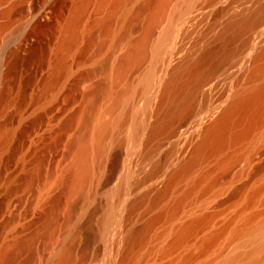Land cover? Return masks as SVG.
<instances>
[{"label": "rangeland", "instance_id": "obj_1", "mask_svg": "<svg viewBox=\"0 0 264 264\" xmlns=\"http://www.w3.org/2000/svg\"><path fill=\"white\" fill-rule=\"evenodd\" d=\"M62 1L57 2L54 6L58 20H62L67 12L68 3ZM140 1L142 0H133L130 3V13L137 8ZM193 1L189 4V10L187 5H183L182 0H173L164 19L156 26L151 38L152 42L150 41V52L152 47L155 48L154 45L157 44V39L163 34L167 25L169 26L172 23V26L174 24L169 37L165 40L164 47L162 46L161 50L163 52L159 54L160 60L152 64L153 61L148 59L149 62L146 60L145 63L134 65L130 68L131 70L129 69V89L132 85L134 89H130L132 93L130 91L127 93L125 101L133 106V114L130 116L129 122L127 120L125 124L127 127L124 126L121 131L110 136L105 141L101 157L98 159L99 164L97 165V162V166L93 168L92 177L90 178L91 182L89 181V185L87 184L89 187H86L84 196L67 194L66 191H63V187H55L57 189L53 191L54 195L52 194L53 198H51L53 200L48 202L51 204H47V208L45 207V210H42L43 212L41 210L34 211V206L32 205H34L33 203L43 185L38 178H35L33 189L28 192L26 190L20 192V195L12 203L14 205L11 204L7 208L6 204L9 201V195L7 196L5 191L3 192L2 186L4 179L11 174L12 169H10L11 171L9 170L5 173L0 183V235L7 228L5 220L8 217H13L14 213L19 210L28 211L29 215L33 213L37 218L35 229L41 231L42 227L45 226L47 231L50 230L48 232V234L50 233V239H55L51 241L53 244L49 242L50 246L53 247L55 245V248L50 247L51 249L41 246L42 239H37L34 243L36 255L39 253L38 251H40L41 255L42 249L44 251L48 249L53 255L59 247H69L76 236L78 239L90 241V255L84 264H123L130 235L144 229L145 223L157 217L156 215L159 213L161 217L165 214V218L163 215V218L157 224H154L153 229L151 228L148 232L149 237L147 236L144 246L137 247L133 256L124 264H181L183 259L190 254L194 255H191L194 258L188 263L185 262L186 264H264V189L254 198L253 203L251 202L252 204L249 203L252 194L260 189L262 185L264 186V126L255 130L251 137L242 142H236L235 144V142L229 141L222 150L216 153L208 152L209 155L207 157L209 159L206 157L200 161L188 177L177 179L167 196L160 197L157 195V193L159 194L162 191L174 171L180 168L181 162L195 155L196 147L206 135V126L210 121L218 117L221 110L230 103L233 96L237 92L240 93V91L242 92L250 87L264 84V79L262 81H252L251 77H249L250 73H248L264 64V56L255 58L257 52L259 53L264 48V22L237 37V39L233 40L235 42L232 41L233 44L230 42L232 45L230 43L225 45L224 38V35L229 31H226L227 27L229 28V23H234L237 20L236 23L239 24L250 19L260 11V7L264 5V0ZM49 2L50 0H0V70L2 61L4 62V59L6 60L9 57V53L15 47L21 32L26 31L29 27L30 17L40 14ZM263 8L264 6L261 10ZM176 12L179 14H176ZM104 13L105 11L98 7L96 0L91 2L82 17L84 29L91 25L93 32L99 33L102 31L103 23H95V20L103 19ZM245 16L246 18H244ZM145 17L142 15L136 20L126 23V25L119 21L120 18H115L114 27H116V33H118L113 41L116 39L119 42L117 47H115V57L124 54L131 43L139 38L141 34L140 27L144 24ZM51 27V24L46 22L37 24L33 32L35 35L33 49L26 65L18 70L15 75L7 76V78L0 75V90H3L1 91L3 94L0 99V105H2L0 110H3H1L3 113L0 112V115L2 113V116H0V133L5 131L4 134H0H3L0 138H5L13 130H19L14 140L15 143L13 142L11 147L15 146L16 148L17 146L22 149L34 134L36 125L39 122L38 125L41 129L40 133L44 136V143L49 144H45L49 149L47 148L44 151L46 158L41 160L48 163L53 162V164H50L54 165L58 160L57 157H62L61 154L65 150L63 139L71 131L68 130V133L66 131L67 134L64 131L67 128L58 131L55 127L56 122L58 119L62 120L66 119L68 115L69 117L71 116V110L78 106L81 101L80 98H83L82 93L89 88L88 86L93 81L94 83L103 84V80L100 77L92 82L79 79L78 77L73 79L80 73L83 74L101 66L91 62L92 49L90 46L85 48V45H83L84 49L81 53V59L79 56V59L77 58L78 61L81 60L79 63L83 65L80 66L83 69L79 67L77 71V67H75L76 69L72 68L75 64H73L74 59L71 58L68 71L72 68L78 73L76 74L71 70L72 73L69 71L70 74L68 75L69 72L67 71V77L63 81L55 82L56 80H53V77L49 74V70L51 71V59H48L50 55L48 56L49 50H47L49 46L53 45L54 31ZM128 28L130 31L129 37L127 40L120 42L118 34L125 33ZM21 29L22 31L19 32ZM233 30L235 29L231 31ZM173 38L174 40H172ZM209 49H212L211 52L213 51L210 58L202 57L204 51ZM218 49L221 51L219 52ZM226 49L230 50L232 54L231 58L227 59L229 61H224L223 67L221 64L218 68L216 67L213 79L203 85L199 91H196L194 86L196 85L195 80L198 79L197 77L201 73L203 75L210 67L216 64L215 62L218 63ZM195 61L197 64L191 66L195 64ZM204 63L206 64L205 68L203 67ZM152 66L155 67L152 69ZM193 69L201 70V73L196 76L197 79L194 78V80L190 79L187 72L189 70L191 72ZM149 71H151L152 77L150 79L151 84L145 88L141 82ZM186 73L188 76H186ZM183 75L186 77H183ZM45 78H48V82ZM76 79L79 81H76ZM173 79L178 80H176L177 85L175 84L173 93L166 97L168 99L164 103L162 101L164 98L163 91L166 84L174 81ZM52 80L54 82L49 83ZM192 80L195 83L191 82ZM121 83L119 81L115 83V91L120 92L127 88H125V83ZM46 84L48 85L46 86ZM141 84L143 88L140 87ZM152 85L154 86L152 87ZM178 88L180 90H177ZM134 90L136 91L134 92ZM175 91L176 93H174ZM20 94L25 95V106L21 108L17 102L10 104L14 105L13 107L10 106L9 101L11 99H19ZM43 98L45 99L43 100ZM177 98L180 101H177ZM101 100L103 101L101 105H103L106 103L107 98L102 97ZM160 101L162 102L160 103ZM182 101L190 102L189 104L187 103L188 107L190 106L189 115L174 125L172 135H169V131L167 133L164 131L158 134L160 136L157 134L155 136L154 129L170 117L169 114H166L168 106L175 105L178 110V106ZM134 102L135 105L132 104ZM176 102L177 104H175ZM5 103L8 104L5 105ZM169 103L172 104L170 105ZM3 105H5L4 109ZM43 106H49L51 108H49L50 111L48 109L42 111ZM211 115L213 118L209 119L208 116L212 117ZM36 117L35 121H38L37 123L34 121ZM205 119H209V122L202 123ZM240 128L242 127L239 125H233L231 132L236 133ZM56 136L61 137L57 139ZM59 138L61 139L59 140ZM48 160L51 161L49 162ZM155 163L157 164L155 165ZM37 164L38 162H33L30 170L36 169ZM160 164L163 167H160ZM157 168H161L159 169L160 171ZM155 172H157L156 176L153 174ZM203 175H208L204 183L194 191L190 198L185 200L181 211L175 216L174 220L169 222L168 218L171 215L170 211L174 202L181 198ZM148 177L150 178L149 180L147 179ZM216 179L219 181L214 185L212 182ZM209 185L214 186H211L210 191H204L205 187ZM243 185L246 190L243 189L234 199L226 200L234 191L242 188L241 186ZM21 196L23 197L22 200ZM158 196L160 198L158 203L152 206L153 198ZM224 200L226 202L222 204L221 202ZM69 204L76 205L70 218L68 217ZM2 210L4 211L3 213ZM212 213L215 214H213L214 217L201 225L196 233L191 235L182 246L172 250V252L170 250L168 254L165 253L172 240L174 228L190 221L196 215ZM253 216H256L257 220L250 226L251 231L239 235V231L246 226L248 219ZM2 222L6 223L2 224ZM211 234H218L219 238L206 251L201 252V244L209 239ZM126 240L128 241L126 242ZM44 251L42 256L45 260H49V257L53 258L47 250ZM26 257L27 254H22L19 261H24ZM232 258H234L233 261L227 262ZM132 259L133 262L131 261ZM50 264L54 263L50 261Z\"/></svg>", "mask_w": 264, "mask_h": 264}, {"label": "bare ground", "instance_id": "obj_2", "mask_svg": "<svg viewBox=\"0 0 264 264\" xmlns=\"http://www.w3.org/2000/svg\"><path fill=\"white\" fill-rule=\"evenodd\" d=\"M59 1H61V0H50L49 4H47V6L44 8V10L40 14H37L35 16L32 14L33 17H30L31 18L30 21L27 20V21H29V25H28L29 27L27 28L26 31L21 32L22 29L19 31V32H21V34L19 35V38L16 42L15 47L10 51L9 57L6 58V60L4 59V62L2 61L1 70H0L1 77L6 76V78H7V76L9 77V76L15 75V73L18 70L22 69L26 65L27 59H28V57H29V55L33 49V45H34V36H35L33 33L34 28L37 26V24H39L41 22H46L48 24H51V26H52L51 28L54 31V35H53V37H54L53 42L54 43L52 42L53 45L49 46L48 47L49 49H47V50H49L48 56L49 55L50 56L49 57L46 56V57H48V59L49 58L51 59V71L49 70V72H50L49 74H51V76L53 77V80H56L55 82L63 81V79L65 77H67L66 73H68L71 70L74 71L72 68L77 67V71H78L79 67L82 65L79 63V62H81V60L78 61V59H79L78 56L81 59V53H82V50L84 49V47L86 48L87 46H90L92 49L91 62L100 64L101 66H99L98 68H95L93 70H89L87 72H84L83 74L80 73V74H78V76L74 77L73 79L78 77L79 79H85L87 81L89 80L90 82H92L96 78L100 77L103 80V84L94 83V81H93V83L90 86H88L89 88H87L82 93L83 98H80V96H79L81 101L76 108H74L76 105L73 107L74 110H71L72 111V114H70L71 116L69 117V115H68L69 118L67 117L66 119L64 118L62 120L58 119V121L56 122L55 127L57 128L58 131L60 129H64V128L65 129L67 128L66 130H64L65 133H66V131H67V133L70 130L71 131L68 134L66 133L67 136L65 134L66 138L61 134L63 136V138H65V139L62 138L64 140L65 150L63 148L64 152L61 154L62 157H60V158L57 157L58 160L54 163V165L50 164V163L53 164V162H50L51 160H48L50 163H48L47 161L45 162L44 160H43L44 161L43 162L41 160V159L46 158L44 155L45 154L44 151L47 150L48 147H46V145H45L47 143H44V140H43L44 136L40 133L41 129L39 128V125H38L39 122L38 121H37L38 124L36 125L37 127L35 129L34 134L28 140L27 145L22 149H19L17 146H16V148H15V146L11 147L12 146L11 144H13L14 140L16 139V137L19 133V130H17V131L13 130V132L8 133L5 136V138H0V183H1L2 179L4 178L5 173L7 171H9L10 169H12V171L10 170L11 174H9V176H7V178L4 179L5 181H4L3 186H2L3 187L2 189H4L3 192L5 191L7 193V196L9 195L8 196L9 201L6 204L7 208H9L11 206V204L13 203L14 199L16 197H18V195H20V192H22L24 190H26L28 192L29 190L33 189V181L35 178H38V180L43 185L41 186V189L39 190V193H38L39 195L37 196L36 200L33 203L34 205H32V206H34V208H33L34 211H40L41 210V212H43L42 210H45V207L47 208V204H51L48 202H50V200H53L51 198H53L52 194H53L55 187H59V186L63 187L64 188L63 191H66L67 194H74V195L78 194V196L80 195L81 197L84 196V194L86 192V187H89V186H87V184L89 183L90 178L92 177L91 175L93 173V168H94V166H97L99 164L98 159H99V157H101V153L104 149L105 141L110 136H113L115 133L121 131L123 129V127L125 126L127 120L129 122V118L133 114L132 113V111H134V110H132L133 106L131 105V103H127L125 101V99H126L125 96H127V93L129 91L131 92L130 89H134V87L132 88V86H133L132 84H131L132 85L131 88L129 89V79H128L129 73L128 72L131 70L130 68L134 65L137 66V65L143 64V63H145L146 60L148 61V59L149 60L151 59L153 61L152 64L155 63V61L160 60L159 54H161L160 52H163L161 50L162 46L164 45L166 38L169 37L172 26L174 25L173 24L171 26L172 23L169 26L167 25V28L164 29L165 31L163 32V34L160 35L159 39H157L158 42L156 41L157 44L155 43L156 44V45H154L155 48L152 47L151 52H150V50H149L150 41L152 42L151 38L154 34L155 28L158 25V23H160V21L164 19L166 12H168L167 10H168V8H169V6L173 0H142V1H140L139 5L137 6V8L132 13H130L129 5L133 0H96L98 7L105 11V13H104L105 16L103 17V19L95 20V23H97V22L103 23L102 25H104L102 31H100L99 33L93 32L91 25L85 27V29H84V26L82 24V17L84 15V12L86 11L89 4L91 2H93L94 0H63V1H65V3H68V6L66 7L67 12L65 13L64 18L62 20L59 19L60 21L57 19L58 15L56 16L55 9H54V6ZM192 1L193 0H182L183 5H187V7H189V10H190L189 4ZM174 7H176V6H174ZM179 7H178V9L180 10ZM262 7H260V9H259L260 11L256 15H253V17H251L250 19H248L244 22L239 23L240 22L239 21L238 22L239 24H237L236 23L237 20H236L234 23L233 22L229 23L230 24L229 28L227 27V30H226V31H228V30L229 31L224 35L225 45H227V43H230V42L232 43L233 40L237 39V37H239L243 33L245 34L246 31H249L250 29L256 28L261 23L264 22V8L261 10ZM183 8H184V6H183ZM179 13L176 12V14H179ZM186 13H187V11H186ZM142 15H144L146 17H145L144 24H142V26L140 27L141 34H140L139 38L131 43L129 49L124 54L115 57V54H116L115 53V47H117L119 42H118V40L116 41V39H115V41H113V39L115 37H117L116 34L118 33V32L116 33V29H115L116 27H114V20H116L118 17V18H120L119 21L125 23V25H126V23H129L134 19L136 20L137 18H139ZM239 15H242V14H239ZM246 15H247V13H246ZM248 16H250V15L248 14ZM244 18H246V16ZM176 19L178 20L177 17H176ZM179 25H178V27H179ZM232 29H235V30L231 31ZM230 31H231V34L229 35ZM129 33H130V31L128 28V31H126L125 33L118 34L119 35L118 39L120 40V42L124 41L125 39L127 40V38L129 37ZM157 38H158V36H157ZM222 38H223V36H222ZM172 40H174V38ZM172 40H171V42H172ZM233 42H235V41H233ZM223 44L224 43H222V45ZM230 44H229V46H230ZM83 45H85V46L83 47ZM225 45H223V46H225ZM170 48H172V47L170 46ZM215 48H216V46H215ZM220 49H222V48H220ZM220 49H218L219 52L221 51ZM230 49H232V48H230ZM209 50L204 51V53L202 52L203 53L202 57L210 58L213 51L211 52V50L210 51ZM165 51H167V50H165ZM47 53H48V51H47ZM222 56H223L222 59H220L221 57L218 58V59H220V61L218 63L215 62L216 64H214L212 67H210L203 75L201 73V70H199L200 67L198 70L193 69L191 72H189L190 70L187 71L188 75L190 76V79H193V80H194V78H196L198 73H201L200 74L201 77L199 78V76H200L199 75L197 77L198 79L196 78L197 80H195L196 85L194 87H196V91L197 90L199 91L203 85H205L206 83L210 82L213 79V75H214V71L216 70V67L218 68V66L220 64L221 65L224 64V61H226L229 57L231 58V56H232L231 51L226 49ZM259 56H264V48L259 53L257 52L255 58H257ZM216 57H217V55H216ZM71 58L74 59L73 64H75V66L74 65H73L74 67L71 66L72 68L68 71V69L70 67V66H68L69 60ZM200 58H197V59H200ZM204 58H202V59L204 60ZM216 61H218V60H216ZM227 61H229V60H227ZM257 61H259V60H257ZM180 63H182V62H180ZM157 64H159V63H157ZM189 64H190V62H189ZM196 64L197 63L195 61V64H192L191 66L196 65ZM185 65H183V66H185ZM155 66H152V69ZM207 66H208V64H207ZM203 67L204 68L206 67L205 63H204ZM222 67H223V65H222ZM80 68L83 69L82 67H80ZM201 69H203V68H201ZM72 71H71V73H72ZM77 71H74V72L77 74L78 73ZM155 71H157V70H155ZM159 72H160V70H159ZM248 73H250L249 77H251L252 81H262L264 79V64L252 69ZM69 74H70V72L68 73V75ZM76 74H73V75H76ZM188 75L186 73V76H188ZM51 76H48V77H51ZM184 76L185 75H183V77ZM68 78L70 79V77H68ZM151 78H152L151 77V71H149L143 77L142 82L140 81L143 84V87L146 88L151 84L150 83ZM53 80L49 81V83L54 82ZM170 80H172V78H170ZM176 80L166 84L165 89L163 91L164 98L162 95V98H163L162 101L164 103H166V100L168 99L166 97H168L171 93H173L174 87L177 85L176 82L178 81V80L177 81ZM193 80L191 82L195 83V81H193ZM76 81H79V80L76 79ZM117 81L125 83L126 84L125 88L126 87L127 88L123 91H120V92L115 91L114 85H115V83H117ZM47 82H48V80H47ZM189 82H190V80H189ZM142 84L140 87H142ZM187 84H189V83H187ZM47 85L48 84H46V86ZM154 85H152V87ZM184 85H185V82H184ZM191 85H192V83H191ZM182 87H183V83H182ZM44 88H46V87H44ZM150 88H151V86H150ZM136 90H134V92ZM177 90H180V89L178 88ZM1 91H3V90L1 89L0 93H1ZM144 92H145V89H144ZM150 93H151V90H150ZM174 93H176V91ZM2 94H3V92L0 94L1 95L0 99L2 98ZM142 95H145V94H142ZM180 96L183 97L182 94H180ZM102 97L105 99L107 98L106 103H104L103 105H101V103L103 102L101 100ZM139 97H138V99H139ZM44 99L45 98H43V100ZM179 99H180V97H179ZM179 99L177 98V101H180ZM135 100H137V99H135ZM171 100L173 101V99H171ZM7 101H8V99H7ZM162 101H160V103ZM13 102H15V103L17 102V104L21 108L24 107L25 103H26L25 95L20 94V98L17 100L11 99L9 101V105L12 104ZM190 102H191V100H190ZM0 103H1V101H0ZM164 103H163V105L166 106ZM187 103H188V101L187 102L182 101L180 104L178 102V104H179L178 110L176 109L177 106L176 107H175V105L172 106L171 105L172 103L171 104L169 103L171 106H168V108L166 109L167 110L166 114H169L170 117L169 118L167 117L168 119L163 124H161L160 126L158 125V127H156L154 129L153 132H154L155 136H156V134L158 135L159 133H161V132L163 133L164 131L166 133H167V131H169V135L173 134L172 128L174 127V125L178 121L184 119L190 113V106L188 107L189 103L188 104ZM7 104L5 103V105H7ZM132 104L135 105V102ZM175 104H177V102ZM5 105H3V109H4ZM0 106H2V105H0ZM10 106L13 107L14 105H10ZM160 106H162V105H160ZM0 108H2V107H0ZM49 108H50L49 106L48 107L43 106V108H42L43 110L42 109L41 110L45 111L48 109L50 111L51 108L50 109ZM1 110H0V112L3 111V110L2 111ZM2 113L0 116H2ZM4 113H5V110H4ZM145 113H143V114H145ZM158 114H160V113L158 112ZM140 117H141V115H140ZM208 117H209V119L213 118V116L212 117L208 116ZM161 118H162V116H161ZM36 119H37V117L34 119V121ZM209 119H205L202 123H204V122L208 123ZM38 120H40V119H38ZM202 123H199V124H202ZM233 125H239L242 128H240L239 131H237L236 133L231 132V127ZM263 126H264V84H262L260 86L256 85V87H254V86L250 87L248 89H245L242 92L240 91V93L237 92V94H235V96H233L230 103L225 108H223L221 110L218 117L213 119L212 121H210L208 123V125L206 126V133H205L206 135H205L204 139L201 140L202 142L201 143L199 142V145L196 147V149L194 151L195 155L192 156L191 158L186 159V160L184 159L185 161L181 162L182 164H181L180 168L178 170L174 171V173L169 177L168 181L164 185L162 191H160L159 194L157 193V195H159L160 197L164 196V195L167 196V193H169L172 186H174L173 184L176 182V180L181 178V177H188L192 173L193 169L199 164V162L202 161L204 158H206L209 155L208 152L209 153H216V152L222 150L224 147H226V145L229 141L235 142V144H236V142L237 143L240 141L242 142L245 139L251 137L255 130L262 128ZM125 127H127V126H125ZM1 133H3V132L1 131ZM4 133H5V131H4ZM150 133H151V131H150ZM2 135H0V136H2ZM158 136H160V135H158ZM58 137H61V136H58ZM58 137L56 136L57 139H58ZM60 139L61 138H59V140ZM140 139H141V137H140ZM126 140H128V139H126ZM152 140H153V138H152ZM59 143H60V141H59ZM47 145H49V144H47ZM43 155H44V158H43ZM33 162H36V163L38 162L37 167H35L36 169L30 170V166H31V164H33ZM222 162H225V161H222ZM96 163H97V165H96ZM156 164L157 163H155V165ZM221 164H223V163H221ZM160 167H163V166H161V164H160ZM159 169H161V168H159ZM152 172H154V171H152ZM153 174L156 176L157 172H155ZM150 175H152V174L150 173ZM150 175H148V176H150ZM155 176H153V177H155ZM207 177H208V175H203L191 188H189L185 192V194L181 198L177 199L174 202V204L171 208V211H170L171 215L168 218L169 222L174 220L175 216L181 211L185 200H187L188 198H190L193 195L194 191L204 183V181L206 180ZM151 178H152V176H151ZM147 179L149 180L150 178L148 177ZM217 181H219V180L216 179L212 183H214V185H215V183H218ZM246 184H245V187H246ZM211 186L209 185V186L205 187L204 191H210L209 189H211ZM262 186L260 189H258L257 191H255L252 194L250 202H249L250 204L253 203L254 198L256 196H258L261 193V191L264 189V186L263 187ZM241 187L242 188H238L236 191H234L226 200L230 201L231 199H234L235 197H237V195L239 193H241V191H243L244 185ZM2 189H1V191H2ZM244 190H246V189H244ZM159 196L156 198H153L154 200L153 201L151 200L152 202L150 201L152 206H155L158 203V201L160 199ZM165 197H163V199H165ZM22 198L23 197L21 196V200H22ZM18 200H19V198H18ZM226 200L222 201L221 203L222 204L225 203ZM15 201H17V200H15ZM229 201H227V202H229ZM12 205H14V204H12ZM75 207H76V205H70V210L68 213L69 218L71 217L72 212L74 211ZM134 210H135V208H134ZM3 212L4 211L2 210V213ZM27 213H28V211L23 212V211L19 210L16 213H14L13 217L10 216V217H12L11 219H10V217H8V219H10V220H8V219H7L8 221L5 220L7 222V224H6L7 228L5 227L6 228L5 232L0 235V264H50V261L54 264H84L85 263V261L87 260V258L90 255V250H91L90 249V241L87 239H78V237L76 238V236H75V238H73L74 241H72L73 243L69 247H64V246L59 247L55 251V253L53 251V253H54L53 255H52V253H50L48 251V249H46L52 255L51 257H53V258L49 257V260L48 259L45 260V258H43V256H42V252L44 251L42 248H41L42 249L41 255H40V251H38L39 253L36 251L38 253L37 254L38 257H37L36 253L34 252L35 251L34 250L35 241L37 239H39V240L42 239V242H41L42 245L41 246L51 249L50 247H52V246H50L49 242H51L53 239L52 240L50 239V236H49L50 233L48 234V232L50 230L47 231L45 226L44 227L41 226L43 228L41 231H38L37 229H35V226H36L35 224H36L37 218L33 213H32V215H29V213L28 214ZM162 213H164V212H162ZM213 214L214 213L196 215L190 221H187L186 223L180 225L179 227L174 228L172 231V235H173L172 240L169 244L168 250H166L165 253L168 254V252L170 250L172 252V250L177 249L178 247L182 246L190 238L191 235L196 233V231L198 230V228L201 225L205 224L206 222H208L209 220H211L214 217L215 214L214 215ZM160 215L158 213V215H156L157 217L153 216L155 218L150 220L148 223L146 222L147 224L145 223L144 229L138 230V231L132 233L130 235L129 241L126 240V242L128 241V246L126 249V253L124 252L126 255V258L124 257L125 260L123 259L124 263L128 262V260L133 256L137 247H140L141 245L144 246V243L147 239V236L149 235L148 232L151 228L153 229V226H155L154 224L155 223L157 224L158 221L161 218H163V215L165 218V214H163L162 217ZM256 220H257L256 216L250 217L246 223V226L244 225L245 227H243L239 231L238 234L241 235V234L249 233L251 231L250 226L252 224H254ZM48 222H50V221H48ZM48 222H45V223H48ZM3 223L4 222H2V224ZM49 225H51V224H49ZM46 226H48V225L46 224ZM47 228L49 229V226ZM227 228H228V226H227ZM165 233H167V232H165ZM217 235L211 234V236H209L210 238L205 240L201 244L200 251L204 252L209 247H211L216 242L217 238H219ZM49 239H50V241H49ZM51 243L53 244V242H51ZM54 246L55 245H53V247ZM50 251L52 252V250H50ZM24 253L27 254V257L25 258L24 261L20 262L19 261L20 256L22 254L24 255ZM150 253H151V251H150ZM191 255L192 254L186 256L183 259V263H185V262L188 263V261L192 260V258H194L192 256H194V255H192V256ZM35 256H36V258H35ZM133 259H134V257H133ZM133 259L131 260L132 262H133ZM233 260H234V258L228 260L227 262H230ZM134 261H136V260H134ZM183 263H181V264H183Z\"/></svg>", "mask_w": 264, "mask_h": 264}]
</instances>
